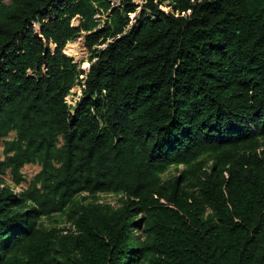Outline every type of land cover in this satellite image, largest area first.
I'll return each instance as SVG.
<instances>
[{"label":"trees","instance_id":"trees-1","mask_svg":"<svg viewBox=\"0 0 264 264\" xmlns=\"http://www.w3.org/2000/svg\"><path fill=\"white\" fill-rule=\"evenodd\" d=\"M4 1L0 264H264V0Z\"/></svg>","mask_w":264,"mask_h":264},{"label":"rangeland","instance_id":"rangeland-1","mask_svg":"<svg viewBox=\"0 0 264 264\" xmlns=\"http://www.w3.org/2000/svg\"><path fill=\"white\" fill-rule=\"evenodd\" d=\"M12 0H5L4 2L6 4H10ZM127 0H113L114 8L119 7L120 9H123V4ZM160 0H154L153 3H159ZM128 3H130L131 6L135 7L136 12L134 14H131L129 17L132 20L136 15H138L142 9H144L145 6V0H128ZM159 9L164 12H170V8L166 7V3L159 6ZM110 14V11L106 14L108 16ZM72 23L75 25L77 24V21L74 20ZM35 30L38 32L39 26L35 25ZM106 45L99 46V48H104ZM64 53L72 59L73 63L78 65L80 69L87 72L90 66V63L88 62L90 58V53L87 51L84 45V35L81 34L79 37H77L75 40L70 41L66 44L64 48ZM83 96V87L82 86H76L73 88L69 95L65 98L66 103L74 107L82 98ZM14 138V133H10L9 136L5 140H12ZM4 158L3 156V146L2 143H0V161H2ZM178 170L182 169V166L177 167ZM40 167L38 164H29L25 165L22 168V177L23 181L20 182V184H14L11 181V176L9 173V170L5 171V174L2 175L4 182L6 185L10 186L15 193H19L22 190H25L28 185L30 184L33 177L39 172ZM170 174H178L175 170V167H172L169 169L167 175ZM99 201L103 204H108L110 206H113L115 208L119 207L120 202L119 198L120 196L115 194H100L99 195ZM43 224L48 225H54L58 228L62 227H68V224L65 222L64 218L59 216L58 214L54 215L52 218L49 219H43Z\"/></svg>","mask_w":264,"mask_h":264},{"label":"water","instance_id":"water-1","mask_svg":"<svg viewBox=\"0 0 264 264\" xmlns=\"http://www.w3.org/2000/svg\"><path fill=\"white\" fill-rule=\"evenodd\" d=\"M63 53H64V51H63ZM65 54V53H64ZM66 55V54H65ZM67 56V55H66Z\"/></svg>","mask_w":264,"mask_h":264}]
</instances>
